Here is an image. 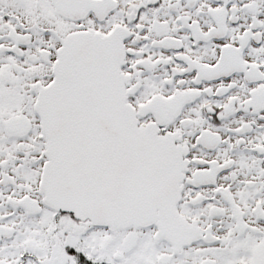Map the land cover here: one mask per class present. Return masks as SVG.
<instances>
[{"label":"snow or ice","instance_id":"snow-or-ice-1","mask_svg":"<svg viewBox=\"0 0 264 264\" xmlns=\"http://www.w3.org/2000/svg\"><path fill=\"white\" fill-rule=\"evenodd\" d=\"M0 264H264V0H0Z\"/></svg>","mask_w":264,"mask_h":264}]
</instances>
